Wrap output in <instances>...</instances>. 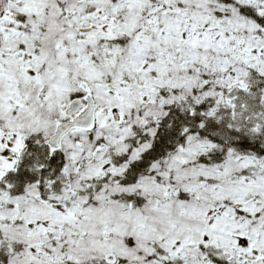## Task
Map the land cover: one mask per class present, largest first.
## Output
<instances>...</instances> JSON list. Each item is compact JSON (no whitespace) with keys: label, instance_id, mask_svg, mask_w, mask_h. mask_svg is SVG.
<instances>
[{"label":"snow or ice","instance_id":"obj_1","mask_svg":"<svg viewBox=\"0 0 264 264\" xmlns=\"http://www.w3.org/2000/svg\"><path fill=\"white\" fill-rule=\"evenodd\" d=\"M0 264H264V0H0Z\"/></svg>","mask_w":264,"mask_h":264}]
</instances>
